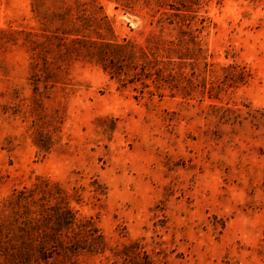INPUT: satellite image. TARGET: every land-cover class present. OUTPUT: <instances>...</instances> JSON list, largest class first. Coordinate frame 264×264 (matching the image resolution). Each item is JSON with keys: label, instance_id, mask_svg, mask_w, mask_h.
Wrapping results in <instances>:
<instances>
[{"label": "rangeland", "instance_id": "1", "mask_svg": "<svg viewBox=\"0 0 264 264\" xmlns=\"http://www.w3.org/2000/svg\"><path fill=\"white\" fill-rule=\"evenodd\" d=\"M144 255L264 264V0H0V264Z\"/></svg>", "mask_w": 264, "mask_h": 264}, {"label": "trees", "instance_id": "2", "mask_svg": "<svg viewBox=\"0 0 264 264\" xmlns=\"http://www.w3.org/2000/svg\"><path fill=\"white\" fill-rule=\"evenodd\" d=\"M124 44H116V48L118 51L122 50L124 48ZM113 56H109V55H105V54H100L101 57H105V59L108 58L109 63L106 65V69L109 70V72L111 74H120L121 72L124 71V69L126 67H129L130 65L127 63L125 64L124 58H119L118 56H114V54H112ZM157 63L155 62H148L146 64H141V65H137L134 64L133 68L135 69L132 73L133 78L137 79L138 81H140L142 83V85L144 87H148L149 84L146 83V79L150 80V82L153 84V86L155 87V89L158 91L161 88L165 87V86H170L171 88L176 87V85L174 84V75L171 73H165L164 72V67H159L156 66ZM138 68V69H137ZM133 81V80H131ZM67 217L65 218V223L68 227L73 226L75 224V217L74 215L67 210L66 211ZM77 227L80 229L81 234H83L86 238V240L84 242L88 240L91 241V246L90 244L89 247H92V249H96L97 245H103L102 242V237L101 234L97 233V228L95 226H93V223H90V221L82 224V223H78ZM83 243V242H82ZM79 242L78 241H71L70 244L68 246H66V249L68 251H70V253H75L78 249H82L84 247L79 246ZM95 245V246H94ZM140 252L138 251V254ZM144 253V252H143ZM127 255V259H129L128 254ZM146 255H144L145 258ZM145 262H147V256L146 259H144ZM145 264H151L149 262L145 263Z\"/></svg>", "mask_w": 264, "mask_h": 264}]
</instances>
